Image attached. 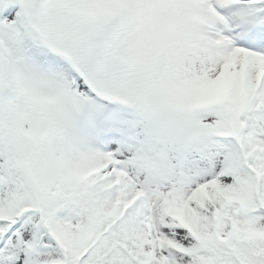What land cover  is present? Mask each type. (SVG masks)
<instances>
[{
	"label": "snow or ice",
	"instance_id": "6c2138e0",
	"mask_svg": "<svg viewBox=\"0 0 264 264\" xmlns=\"http://www.w3.org/2000/svg\"><path fill=\"white\" fill-rule=\"evenodd\" d=\"M0 264H264V0H0Z\"/></svg>",
	"mask_w": 264,
	"mask_h": 264
}]
</instances>
